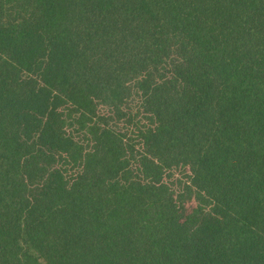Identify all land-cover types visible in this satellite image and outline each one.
Wrapping results in <instances>:
<instances>
[{"label": "trees", "instance_id": "trees-1", "mask_svg": "<svg viewBox=\"0 0 264 264\" xmlns=\"http://www.w3.org/2000/svg\"><path fill=\"white\" fill-rule=\"evenodd\" d=\"M0 264H264V0H0Z\"/></svg>", "mask_w": 264, "mask_h": 264}]
</instances>
